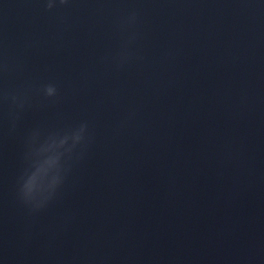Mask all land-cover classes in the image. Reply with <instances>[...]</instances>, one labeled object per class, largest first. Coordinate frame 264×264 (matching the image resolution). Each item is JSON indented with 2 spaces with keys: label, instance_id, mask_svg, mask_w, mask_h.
Here are the masks:
<instances>
[{
  "label": "clouds",
  "instance_id": "clouds-1",
  "mask_svg": "<svg viewBox=\"0 0 264 264\" xmlns=\"http://www.w3.org/2000/svg\"><path fill=\"white\" fill-rule=\"evenodd\" d=\"M61 2L63 3V2H65V0H61ZM48 7H49V8H51V7H52V5H51V4H49V5H48Z\"/></svg>",
  "mask_w": 264,
  "mask_h": 264
}]
</instances>
